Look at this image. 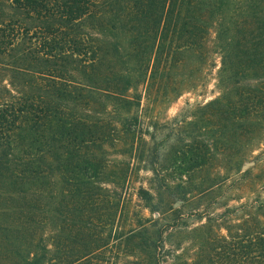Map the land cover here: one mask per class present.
Listing matches in <instances>:
<instances>
[{
    "label": "trees",
    "instance_id": "1",
    "mask_svg": "<svg viewBox=\"0 0 264 264\" xmlns=\"http://www.w3.org/2000/svg\"><path fill=\"white\" fill-rule=\"evenodd\" d=\"M212 77L217 96L185 114L181 169L217 164L211 187L251 193L229 255L264 264V178L249 159L264 145V0H0V264H110L97 259L128 180L108 149L134 155L161 83L171 102ZM146 230L130 234L149 252L136 264H162L163 231Z\"/></svg>",
    "mask_w": 264,
    "mask_h": 264
},
{
    "label": "rangeland",
    "instance_id": "2",
    "mask_svg": "<svg viewBox=\"0 0 264 264\" xmlns=\"http://www.w3.org/2000/svg\"><path fill=\"white\" fill-rule=\"evenodd\" d=\"M181 75L179 72L177 78ZM213 77L202 88L190 89L171 102L163 101L165 89L164 83H161L153 91L152 101L142 102L143 122L148 126L141 132L137 131L131 139L135 147L134 155L129 154L130 150L121 142L117 143L115 149H108L111 161L109 170L125 168L128 181L125 188L119 190L122 197L112 230V241L105 258L97 260L110 264H136L141 258L146 259L148 250L141 251L136 245L142 240L130 235L141 232L145 227V240L155 228L163 231L165 256L162 264H234L229 254L233 252L235 234L243 233V229L237 225L241 221L236 220L233 209L245 203L247 195L251 193L246 191L242 198L237 197L238 183H233L234 179L211 187L209 181L221 171L217 164L194 173H185L181 169L183 163L178 153L184 143L189 142V136H195V126L187 124L192 118L188 117L185 121L186 112L191 110L192 105L205 103L217 96ZM117 149H121L120 153L115 151ZM125 150L127 153L122 154ZM258 155L259 169L252 172H261L264 178V145L253 151L249 159L253 160ZM118 164L119 167L114 168ZM150 168H155L156 173ZM106 186L116 187L110 183H106ZM141 187L153 194L156 205L154 212L139 196ZM261 196L264 199V191ZM142 218L151 222L142 225ZM156 220L159 223L151 227ZM239 258H245L244 254L240 253Z\"/></svg>",
    "mask_w": 264,
    "mask_h": 264
}]
</instances>
